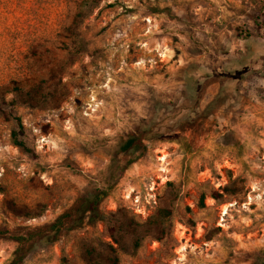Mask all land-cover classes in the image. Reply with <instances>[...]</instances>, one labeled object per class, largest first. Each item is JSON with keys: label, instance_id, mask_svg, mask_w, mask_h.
<instances>
[{"label": "rangeland", "instance_id": "374dc122", "mask_svg": "<svg viewBox=\"0 0 264 264\" xmlns=\"http://www.w3.org/2000/svg\"><path fill=\"white\" fill-rule=\"evenodd\" d=\"M141 126L106 218L19 264H264V0H0V225L54 221Z\"/></svg>", "mask_w": 264, "mask_h": 264}, {"label": "trees", "instance_id": "16d2710c", "mask_svg": "<svg viewBox=\"0 0 264 264\" xmlns=\"http://www.w3.org/2000/svg\"><path fill=\"white\" fill-rule=\"evenodd\" d=\"M195 78L188 73H183L182 82L189 85ZM145 131L146 129L141 126L138 131H124L119 134L116 141L106 149L110 155V162L107 164L104 176L99 178L94 188L78 194L74 202L65 208L54 221L43 226L26 228L0 225V238L13 240L18 245L15 251L16 258L11 264L21 263L33 250L37 241H54L58 234L74 230L86 220L93 223L106 218L107 214L101 209L102 202L110 190L122 179L126 167L143 157L148 150L144 139ZM136 244L139 245V239L136 240ZM111 247L113 255L110 257L109 264H121L116 249Z\"/></svg>", "mask_w": 264, "mask_h": 264}, {"label": "bare ground", "instance_id": "6f19581e", "mask_svg": "<svg viewBox=\"0 0 264 264\" xmlns=\"http://www.w3.org/2000/svg\"><path fill=\"white\" fill-rule=\"evenodd\" d=\"M164 158H166V157H164Z\"/></svg>", "mask_w": 264, "mask_h": 264}]
</instances>
